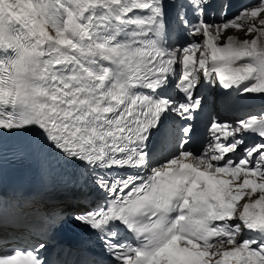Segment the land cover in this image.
Returning <instances> with one entry per match:
<instances>
[{
  "label": "snow or ice",
  "instance_id": "1",
  "mask_svg": "<svg viewBox=\"0 0 264 264\" xmlns=\"http://www.w3.org/2000/svg\"><path fill=\"white\" fill-rule=\"evenodd\" d=\"M254 2L229 17L228 0H186L180 44L165 0H0V133L37 128L83 169L102 195L73 219L112 264H264V115L214 119L203 150L167 124L201 107L202 81L264 95ZM44 248L0 243V264H47Z\"/></svg>",
  "mask_w": 264,
  "mask_h": 264
},
{
  "label": "rangeland",
  "instance_id": "2",
  "mask_svg": "<svg viewBox=\"0 0 264 264\" xmlns=\"http://www.w3.org/2000/svg\"><path fill=\"white\" fill-rule=\"evenodd\" d=\"M255 6V5H253ZM230 34L234 35V36H238L240 38H244V31H237V30H234V29H229L228 30Z\"/></svg>",
  "mask_w": 264,
  "mask_h": 264
},
{
  "label": "bare ground",
  "instance_id": "3",
  "mask_svg": "<svg viewBox=\"0 0 264 264\" xmlns=\"http://www.w3.org/2000/svg\"><path fill=\"white\" fill-rule=\"evenodd\" d=\"M7 132L4 133H0V150H2L4 148V146L6 145L5 140H2L1 138L3 137L4 134H6Z\"/></svg>",
  "mask_w": 264,
  "mask_h": 264
}]
</instances>
